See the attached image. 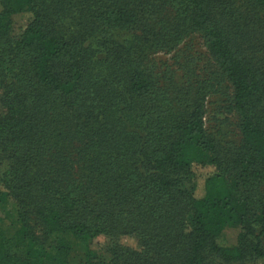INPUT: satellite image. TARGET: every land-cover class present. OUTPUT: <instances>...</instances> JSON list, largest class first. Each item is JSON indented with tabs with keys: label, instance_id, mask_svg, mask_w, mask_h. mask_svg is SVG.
<instances>
[{
	"label": "trees",
	"instance_id": "trees-1",
	"mask_svg": "<svg viewBox=\"0 0 264 264\" xmlns=\"http://www.w3.org/2000/svg\"><path fill=\"white\" fill-rule=\"evenodd\" d=\"M0 107V264H264V0H0Z\"/></svg>",
	"mask_w": 264,
	"mask_h": 264
},
{
	"label": "rangeland",
	"instance_id": "rangeland-1",
	"mask_svg": "<svg viewBox=\"0 0 264 264\" xmlns=\"http://www.w3.org/2000/svg\"><path fill=\"white\" fill-rule=\"evenodd\" d=\"M29 20V14H18L14 16V25H13V34L19 35L20 30L24 27ZM186 53V54H183ZM196 57H201V64L206 62L207 50L203 43V40L200 36L196 35L189 39L184 45L180 47V51L176 55L177 60L180 58L182 63H188L190 57L192 55ZM176 58L173 57V54H165L159 53L156 55V59L159 62H166L171 66L175 67ZM208 113L206 117V124L207 127L211 131H224L228 133L229 137H234L238 133L237 127V117L230 114L227 108L226 101L219 95L212 96L208 103ZM1 111V107H0ZM5 166L0 163V173ZM206 172L205 169L199 171V174H204ZM203 178H199L198 180V195H202L203 190ZM0 214L4 219V223H7L8 220L14 219L16 217V209L12 204H4L0 207ZM238 234V229H228L226 230V239L229 243H235ZM122 243L136 247L137 242L134 238L130 236H124L121 238ZM107 239L103 236L96 238L91 243V248L97 251H102L106 248ZM83 254L82 250L79 248L78 245H74L73 249L70 251V259L73 263H78L80 261V257ZM207 264H233V263H226L217 255H211L207 261Z\"/></svg>",
	"mask_w": 264,
	"mask_h": 264
}]
</instances>
